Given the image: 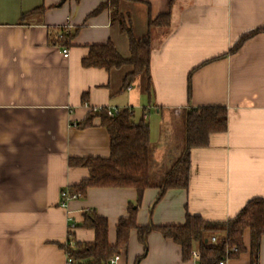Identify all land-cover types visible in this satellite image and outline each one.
<instances>
[{"label": "crops", "instance_id": "crops-1", "mask_svg": "<svg viewBox=\"0 0 264 264\" xmlns=\"http://www.w3.org/2000/svg\"><path fill=\"white\" fill-rule=\"evenodd\" d=\"M107 2L0 0V264H66L69 241L95 240V232L81 226L87 212L107 219L109 243L116 244L117 225L137 202L135 189L91 188L62 206V192L90 176L88 168L71 166V158L111 153L99 118L79 126L93 109H131L135 122L150 126L153 186L143 194L139 226H181L188 215L225 222L264 198V32L229 55L241 36L264 28V0L121 1L119 12L137 39L148 35L151 19L172 15L169 31L151 32L150 93L145 73L121 91L130 65L110 71L83 66L92 46L109 42L124 59L131 57L129 36L111 10L95 13ZM61 28L77 31L68 47L55 39ZM204 107L227 108V132L192 150L188 189L168 190L155 204L161 180L184 153L186 112ZM244 243L247 251L227 264H250L249 231ZM147 245L137 263L144 246L133 230L118 264H199L193 257L185 261L181 246L159 231L149 234Z\"/></svg>", "mask_w": 264, "mask_h": 264}, {"label": "trees", "instance_id": "trees-1", "mask_svg": "<svg viewBox=\"0 0 264 264\" xmlns=\"http://www.w3.org/2000/svg\"><path fill=\"white\" fill-rule=\"evenodd\" d=\"M121 1L136 0H108L95 13L107 8L111 10L113 22L119 23L121 31L129 36L131 57L124 59L109 42L105 45L92 46L89 56L82 63L86 68H104L108 71L130 65L133 71L125 77L121 91L129 90L135 79L145 73L148 76V92L150 93L152 91L151 32L154 28L169 31L172 26V15L167 13L151 19L148 35L143 39H137L130 22L119 12ZM42 11L43 7H40L30 13ZM262 32L264 28H259L241 36L229 51V55L237 53L248 40ZM76 34L77 31L73 34L68 29L61 28L55 39L62 47H68ZM189 95L191 96V76ZM95 118L100 119L101 125L110 135V156L108 158H71V166L88 168L90 176L80 184L69 187L67 191L71 196L75 195L76 199H80L85 198L91 188H133L138 193V199L136 203L129 205L128 217L119 221L115 245H111L108 240L107 219L95 212L85 213L81 226L92 229L95 232V240L92 243L77 242L75 245L69 241L64 246L67 256L74 264H110L112 258L128 248L130 234L133 230L138 232L139 240L144 246V253L138 258L137 263L146 256L147 239L153 231H159L166 238L179 244L185 261L192 259L194 244H198L201 256L199 264H220L226 259L227 250L232 249L236 250L230 251L228 258L240 257L247 251L244 235L246 231H249L251 237L250 264H259L261 239L264 236V198L252 199L234 219L225 222H209L200 216L188 215L185 224L181 226L159 227L152 222L146 226H139L137 215L143 194L153 186L150 175V126L145 120L135 122L134 112L131 109L120 111L114 116H110L107 109H102L100 112L91 111L79 126L90 127ZM227 130L228 110L225 107L191 108L186 112L184 153L161 180L158 186L160 194L155 204L164 197L168 190L188 189L192 150L208 147L212 134L225 133ZM213 238L216 241H213Z\"/></svg>", "mask_w": 264, "mask_h": 264}, {"label": "built area", "instance_id": "built-area-1", "mask_svg": "<svg viewBox=\"0 0 264 264\" xmlns=\"http://www.w3.org/2000/svg\"><path fill=\"white\" fill-rule=\"evenodd\" d=\"M63 56H64L65 58H68V57H69V50H68L67 48H63ZM102 109H103V108H100V109H93L92 111H94V112H100ZM108 111H109V115H110V116H114L115 114L118 113L117 111H111V110H108ZM62 199H63L62 206H66L70 200L76 199V196H75V195H74V196H71V195L69 194V192H68L67 190H65V191L62 192ZM75 227H76V224L73 223V224H71L70 229L73 230V229H75ZM213 241H216V239L213 238ZM71 244L74 245L73 243H71ZM235 250H236V249H235ZM235 250H234V249H232V250H227V253H226V259L222 260V261L220 262V264H227V261L229 260L228 255L230 254V251H235ZM192 257H193L194 260H196V261L199 262L200 257H201V256H200V252L194 250V251L192 252ZM119 260H120V256H115L114 258L111 259L110 264H118V263H119ZM66 264H74V263H73L72 259H70V258L68 257V258H67V263H66Z\"/></svg>", "mask_w": 264, "mask_h": 264}, {"label": "rangeland", "instance_id": "rangeland-1", "mask_svg": "<svg viewBox=\"0 0 264 264\" xmlns=\"http://www.w3.org/2000/svg\"><path fill=\"white\" fill-rule=\"evenodd\" d=\"M155 114V113H154ZM160 137V136H159ZM176 149H178V145H177V148ZM174 152V151H173ZM173 159H175V158H173ZM178 159H180V158H178ZM175 161V160H174Z\"/></svg>", "mask_w": 264, "mask_h": 264}]
</instances>
